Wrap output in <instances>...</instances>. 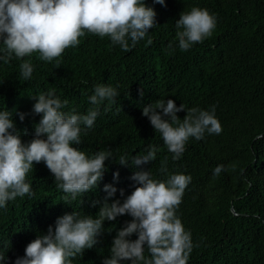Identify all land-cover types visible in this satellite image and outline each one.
I'll return each instance as SVG.
<instances>
[{"label": "trees", "instance_id": "trees-1", "mask_svg": "<svg viewBox=\"0 0 264 264\" xmlns=\"http://www.w3.org/2000/svg\"><path fill=\"white\" fill-rule=\"evenodd\" d=\"M145 2L154 7L157 26L130 51L113 46L107 36L86 33L78 46L66 48L51 62L35 52L25 57L34 67L28 81L20 75L21 60L0 62V110L13 113L23 142L34 138L40 119L32 114L34 96L55 89L68 101L64 111L86 114L94 107L88 97L95 85H111L120 93L115 103L100 106L91 129L81 125L82 143L74 145L89 156L111 150L114 160L105 161L97 188L72 201L57 188L44 162H34L26 176L34 195L17 197L0 209V253L5 256L46 234L66 213L98 216L107 195L105 184L117 188L109 203L123 202L136 187L130 177L139 169L120 165L119 157L131 161L155 147L156 159L140 166L149 169L153 179L163 181L172 173L192 177L176 210L193 241L187 264H264V0H165L166 6ZM194 6L214 15L216 27L202 43L183 51L175 40V22ZM160 99H172L178 107H214L222 132L206 133L199 141L190 138L182 157L173 160L160 133L142 114L145 105ZM18 113L28 115L20 121ZM186 114L177 113L181 119ZM218 165L224 170L216 176ZM131 219L125 214L105 221L99 243L73 264H101L111 254L117 231ZM144 255L150 256L147 249Z\"/></svg>", "mask_w": 264, "mask_h": 264}, {"label": "clouds", "instance_id": "clouds-1", "mask_svg": "<svg viewBox=\"0 0 264 264\" xmlns=\"http://www.w3.org/2000/svg\"><path fill=\"white\" fill-rule=\"evenodd\" d=\"M153 2L166 6L165 0ZM156 15L154 7L147 6L145 0H0V62L21 60L20 75L28 81L34 67L25 57L35 52L41 60L51 62L66 48L78 46L79 37L86 33L107 36L113 46L118 45L127 52L157 26ZM215 27V16L207 9L194 6L183 11L175 22V40L181 50L187 51L210 37ZM119 95L116 87L95 85L94 93L88 97L94 107L86 114L74 109L64 111L68 101L61 100L55 89L34 96L32 114L40 119L35 125L34 138L28 142L22 141L13 113L0 110V209H5L17 197L34 195L31 183L26 180L34 162H44L57 188L70 194L72 201L96 189L106 171L105 161L114 160L113 154L105 150L89 156L74 145L82 143L81 125L91 129L100 114V106L106 101L115 103ZM181 111L187 113L183 119L177 115ZM142 114L155 132L160 133L173 160L182 157L190 138L199 141L206 133L222 132L214 107L211 110L187 108L183 103L178 107L172 99H160L145 105ZM18 115L23 121L28 114ZM156 154L157 149L150 147L146 154L132 156L131 161L126 155L119 157L120 165L139 169L130 177L136 187L123 202L115 199L109 203L117 188L105 184L107 195L98 216L66 213L56 219L54 226L49 225L46 234L26 241L12 256L0 253V264H73L85 249L99 243L105 221H115L125 214L132 219L117 231L111 254L101 264H187L193 241L176 210L192 177L172 173L163 181L153 179L150 170L140 166L150 164ZM166 170V161H163L161 171ZM222 170L224 166L218 165L213 174L218 176ZM113 177L118 180L119 172ZM120 194L124 195L123 189ZM64 199L68 200L69 196ZM133 234L137 239H131ZM145 249L149 257L144 255Z\"/></svg>", "mask_w": 264, "mask_h": 264}]
</instances>
